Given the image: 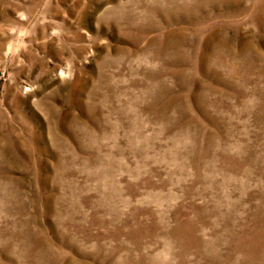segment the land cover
Here are the masks:
<instances>
[{
  "label": "rangeland",
  "instance_id": "1",
  "mask_svg": "<svg viewBox=\"0 0 264 264\" xmlns=\"http://www.w3.org/2000/svg\"><path fill=\"white\" fill-rule=\"evenodd\" d=\"M0 264H264V0H0Z\"/></svg>",
  "mask_w": 264,
  "mask_h": 264
}]
</instances>
